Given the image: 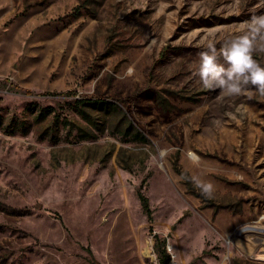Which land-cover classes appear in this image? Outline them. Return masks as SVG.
Returning a JSON list of instances; mask_svg holds the SVG:
<instances>
[{
  "label": "rangeland",
  "instance_id": "obj_1",
  "mask_svg": "<svg viewBox=\"0 0 264 264\" xmlns=\"http://www.w3.org/2000/svg\"><path fill=\"white\" fill-rule=\"evenodd\" d=\"M254 15L264 0H0V264H264V95L194 75Z\"/></svg>",
  "mask_w": 264,
  "mask_h": 264
},
{
  "label": "clouds",
  "instance_id": "obj_2",
  "mask_svg": "<svg viewBox=\"0 0 264 264\" xmlns=\"http://www.w3.org/2000/svg\"><path fill=\"white\" fill-rule=\"evenodd\" d=\"M257 50L264 52V15L252 16L245 22L243 34L219 49L209 42L206 50L199 53V65L194 75L198 76L203 88L219 90L217 100L244 95L249 85L264 95V66L253 56ZM131 71L129 69V73ZM236 112L243 114L242 108H237ZM228 115L236 119L235 114ZM204 191L208 193L210 188L205 187Z\"/></svg>",
  "mask_w": 264,
  "mask_h": 264
},
{
  "label": "trees",
  "instance_id": "obj_3",
  "mask_svg": "<svg viewBox=\"0 0 264 264\" xmlns=\"http://www.w3.org/2000/svg\"><path fill=\"white\" fill-rule=\"evenodd\" d=\"M54 94V93H52ZM66 95L70 94V92L64 93ZM78 102L84 107H89L92 110H96L102 112L105 116V119L109 122V126L107 127L113 133L119 134L123 137H129L134 141L147 142L146 136L135 126L133 120L129 117L128 113L125 110L119 109L118 106L106 99H88V100H78ZM159 103L163 105V98L159 99ZM50 109H43L39 112L36 117L37 122H41L47 119ZM88 110L84 109V117H87L85 112ZM89 115V113H88ZM90 119V118H89ZM94 125L97 126V122L92 121ZM98 127V126H97ZM98 129V128H97ZM105 128L101 129L104 130ZM90 136L95 137L96 135L91 130ZM86 135V134H85ZM177 171L181 173V175L186 180L187 185H192V177L188 171H182L177 168ZM139 198L141 200L142 207L144 211L150 216L152 214V210L150 208L149 199L145 196L143 192H139ZM158 239V238H157ZM165 246V243L162 244ZM169 257L161 258V264H166ZM92 263L96 264V261L92 259Z\"/></svg>",
  "mask_w": 264,
  "mask_h": 264
},
{
  "label": "built area",
  "instance_id": "obj_4",
  "mask_svg": "<svg viewBox=\"0 0 264 264\" xmlns=\"http://www.w3.org/2000/svg\"><path fill=\"white\" fill-rule=\"evenodd\" d=\"M168 247H170V245H168Z\"/></svg>",
  "mask_w": 264,
  "mask_h": 264
}]
</instances>
